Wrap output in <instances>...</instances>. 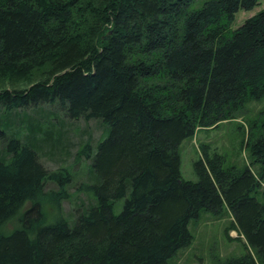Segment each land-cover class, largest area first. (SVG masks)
Wrapping results in <instances>:
<instances>
[{
    "label": "trees",
    "instance_id": "1",
    "mask_svg": "<svg viewBox=\"0 0 264 264\" xmlns=\"http://www.w3.org/2000/svg\"><path fill=\"white\" fill-rule=\"evenodd\" d=\"M192 1L0 0V79L43 72L0 89V264H169L201 212L229 215L225 237L245 242L213 264H264V113L246 144L256 173L204 144L187 181L179 156L197 130L264 99V10L232 28L264 0ZM66 120L104 129L77 152L90 166L72 216L71 173L41 162ZM16 121L25 129L8 138Z\"/></svg>",
    "mask_w": 264,
    "mask_h": 264
},
{
    "label": "rangeland",
    "instance_id": "2",
    "mask_svg": "<svg viewBox=\"0 0 264 264\" xmlns=\"http://www.w3.org/2000/svg\"><path fill=\"white\" fill-rule=\"evenodd\" d=\"M214 0H193L189 10L195 11L200 9L205 3ZM264 10V1L250 12L239 11L232 25L233 29L241 27L244 22ZM42 71L33 73L31 77H13L11 80L0 79V89L2 90H23L28 87L34 80H39ZM30 79V83L27 82ZM41 110L56 114L59 113L53 108L42 107ZM264 113V99L260 101H252L248 103L242 112L233 120L223 122L213 129L197 130L192 138L186 139L179 147L180 156V173L184 180L195 182L197 177L194 171V162L201 158V145L208 144L210 153L216 151L224 155L228 164L237 166H250L256 173L257 166L251 165V159L246 144L248 141V132L250 126L259 120L260 115ZM26 115L38 117L46 115H34L32 111H26ZM38 116V117H37ZM15 121V120H13ZM58 125V121L51 119ZM15 126L7 132L8 138L17 134L20 128H24V123L15 122ZM66 127L63 128V134L59 139V144L53 150L42 151L41 162L49 171H56L58 168H66L71 173L70 186L67 192L70 195L69 200L64 201L61 205L63 216L73 215L75 207L81 200H86L84 194L79 188L85 182L86 174L89 171L90 161L81 158L76 159L77 152L86 141L91 140L92 143L97 142L104 136V129L94 121L89 122H70L65 121ZM23 125V126H22ZM243 126V129H242ZM58 127V126H57ZM19 133L18 137L22 138L25 133ZM21 134V135H20ZM58 137L55 136V139ZM82 143V144H81ZM5 145L4 141H0V152ZM81 146V147H80ZM264 188V184H262ZM46 189H56L53 183H47ZM229 215L224 214L221 217H215L210 213L201 212L197 219H192L188 229L192 235V243L188 248L179 250L176 255L170 259L169 264H213L215 258L222 260L240 257L246 253L245 242L243 239H237L238 234L234 231L228 233L231 239H227L224 235V229L230 223ZM8 229L13 228L10 223Z\"/></svg>",
    "mask_w": 264,
    "mask_h": 264
}]
</instances>
